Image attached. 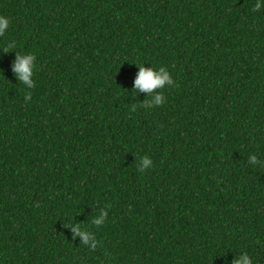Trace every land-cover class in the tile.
<instances>
[{
  "label": "trees",
  "instance_id": "1",
  "mask_svg": "<svg viewBox=\"0 0 264 264\" xmlns=\"http://www.w3.org/2000/svg\"><path fill=\"white\" fill-rule=\"evenodd\" d=\"M255 4L0 0V264H264ZM16 53L35 56L31 89ZM136 65L168 71L160 106L133 90Z\"/></svg>",
  "mask_w": 264,
  "mask_h": 264
},
{
  "label": "clouds",
  "instance_id": "2",
  "mask_svg": "<svg viewBox=\"0 0 264 264\" xmlns=\"http://www.w3.org/2000/svg\"><path fill=\"white\" fill-rule=\"evenodd\" d=\"M262 5H264V0H256V4L253 10L258 11ZM9 28V20L7 17L0 16V36H3L7 29ZM11 47V45H10ZM34 61L35 56L31 53L28 54H18L16 53L14 62L11 66V71L16 78V80L22 83L26 88L31 89L33 87V71H34ZM138 72L134 79V88L133 90L137 93L144 92L147 96H150V100L143 104L146 108H151L152 106H160L163 100V95L161 92L157 91L158 89L163 88L165 85H171L173 83L168 71L165 67H159L158 69H153L152 67H145L143 65H136ZM132 90V91H133ZM28 96H25V100H28ZM249 163L256 165L259 163L257 157L250 155ZM151 166V160L148 157H142L139 162V170L143 171L144 169ZM107 217V212L104 209L99 211V214L96 215L91 223L93 225L99 226L104 223ZM70 228L75 236H79L81 243L88 246L90 249L96 247V241L90 232L81 228L80 224L72 223L70 226H65ZM232 264H252L251 258L248 254L242 253L238 258L234 257Z\"/></svg>",
  "mask_w": 264,
  "mask_h": 264
}]
</instances>
